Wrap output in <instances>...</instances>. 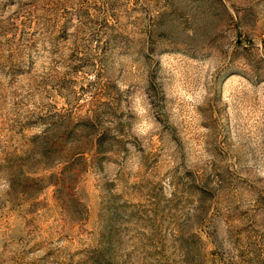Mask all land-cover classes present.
Returning a JSON list of instances; mask_svg holds the SVG:
<instances>
[{
    "label": "rangeland",
    "instance_id": "rangeland-1",
    "mask_svg": "<svg viewBox=\"0 0 264 264\" xmlns=\"http://www.w3.org/2000/svg\"><path fill=\"white\" fill-rule=\"evenodd\" d=\"M0 264H264V0H0Z\"/></svg>",
    "mask_w": 264,
    "mask_h": 264
}]
</instances>
